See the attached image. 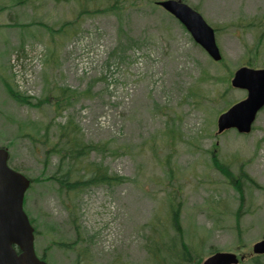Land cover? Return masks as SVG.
<instances>
[{
  "label": "rangeland",
  "instance_id": "1",
  "mask_svg": "<svg viewBox=\"0 0 264 264\" xmlns=\"http://www.w3.org/2000/svg\"><path fill=\"white\" fill-rule=\"evenodd\" d=\"M133 2L0 0V147L8 148L12 168L34 179L54 175L59 163L45 156L36 125L72 116L84 143L106 146L86 166L101 164L127 182L88 188L76 201L90 245L85 264H172L153 248L168 227L171 202L180 206L194 263L231 252L239 264H252L253 245L264 239V109L248 134H219L217 121L247 97L231 87L235 71L247 63L264 69V0H185L216 31L219 62L162 8ZM20 47L30 50L22 59L30 67L22 65L16 79L12 55ZM7 81L34 101L50 100L41 108L20 105ZM64 89L75 91L76 100L58 115ZM57 141L53 125L49 142ZM214 155L235 177L243 171L254 181L240 179L241 208L236 187L213 166ZM58 188L33 183L27 211L40 234L38 253L50 264H76L83 243L75 251L59 245L75 241L76 228L64 209L72 203Z\"/></svg>",
  "mask_w": 264,
  "mask_h": 264
},
{
  "label": "trees",
  "instance_id": "2",
  "mask_svg": "<svg viewBox=\"0 0 264 264\" xmlns=\"http://www.w3.org/2000/svg\"><path fill=\"white\" fill-rule=\"evenodd\" d=\"M18 5H24L27 2L31 0H16ZM55 1H61V0H55ZM68 1V0H65ZM81 1V0H78ZM133 6H137L138 3L145 2L147 4L152 5L155 8H162L157 4V2L162 0H133ZM185 3V0H182ZM113 10H116V6H112ZM163 9V8H162ZM164 12H166L163 9ZM109 9H105L104 13H109ZM98 10H95L91 12V14H98ZM168 15L169 13L166 12ZM172 17V15H170ZM175 19V18H174ZM181 24V23H180ZM182 25V24H181ZM183 26V25H182ZM184 28V27H183ZM186 30V29H185ZM187 31V30H186ZM216 32V31H215ZM260 38H264V32L261 34ZM23 47V46H22ZM22 47L17 48L13 53V59H12V65L13 68V75L16 79H20V75L22 74V65L28 68V62L30 60L24 61L23 58L28 56L30 57V50L28 51L27 48L22 49ZM122 50V51H121ZM120 51L123 53L121 60H124L126 58L125 52L126 49L123 48L122 43H120V46L118 47L117 52ZM223 60V59H222ZM221 60V61H222ZM250 67L253 66L252 63H247ZM31 73V72H30ZM33 74V73H32ZM22 76V75H21ZM34 78V75L33 77ZM30 78V79H32ZM8 82V81H7ZM6 90L9 94V96L16 101L20 105H25L30 108H41L43 104L47 103L50 99L47 97H43L39 100L34 101V98L29 97L30 95H27L26 92H24L23 95L20 92H18L12 82H8L5 84ZM21 82H18V89L21 90L22 88ZM23 90V89H22ZM29 94L34 95L33 91L29 90ZM86 93H83L82 96L86 95ZM60 101L57 104V108L59 114L62 115L63 111L70 107L76 100L75 91H70L69 89H64L61 98H59ZM65 108V109H64ZM58 116L53 118L51 122L47 125L39 124L36 125L37 127V133L39 134V138L37 139L38 142L41 143L42 146L45 148V156L47 159L57 156L59 157V163H58V171L50 177H44L43 175L30 179L33 183H41V182H53L59 186L58 192L63 194L65 193L68 196V202L70 201L72 204H67L68 206L65 209V212L70 220L73 221V225H75V246H81L82 243H87V246H90L86 240L85 237H83L84 233H82V228L80 225H78L77 219L79 218L78 210L79 207L76 205V201L79 199V197L84 193V191L88 188H92L94 186H100L105 185L108 187H111L114 184H124L127 182L126 177L118 176V175H110L108 170L104 168L101 164H95L90 163L88 166H86L87 157L92 154L94 151H100L102 153H105L108 149L106 146H100L95 145L92 143H84L83 138L81 137V128L80 126L75 122L74 118L72 116H69L65 123H58L56 122ZM55 125V128L57 129V142H49V130H51V127ZM40 132L42 134L40 135ZM227 132V131H225ZM224 132V133H225ZM172 133H175V131H172ZM21 136V135H20ZM36 139V138H35ZM8 150V148H6ZM9 152V150H8ZM10 154V152H9ZM213 166L218 169L225 177L231 181L232 185L236 187V192L240 196V208L243 205L244 200V192H243V184L241 183L240 179H246L251 184H254V181L246 175L243 171L240 172L238 177H235L233 173H230L228 165H223L221 161H218L216 156L214 155L212 158ZM10 164V160H9ZM65 166V168H64ZM17 171L18 168H15ZM80 172L82 174L80 175ZM237 183V184H236ZM32 188V185L31 187ZM30 190V189H29ZM27 199H25V209L27 211ZM30 213V212H29ZM31 223L35 225L36 220L32 218L31 214H29ZM168 227L172 231L175 232L174 237H169L168 227L166 225V228L163 229L159 237L154 240L155 243H153V248L155 250V254L157 252H163V254L167 253V258L171 260L172 264H188V263H194L195 261V253L190 249L189 245L185 242L184 239V230L181 224V210L180 206H176L171 202L170 205V212H169V219H168ZM72 224V223H71ZM164 227V226H163ZM40 234L37 233V244ZM167 237V240H166ZM82 242V243H81ZM90 243V241H89ZM156 244V245H155ZM161 244V245H160ZM153 250V249H152ZM89 250L86 249V252ZM163 256V255H162ZM254 259L252 260V264H264L262 261L264 255H253ZM82 258V257H81ZM90 261V252H89V259ZM168 260V262H169ZM175 261V262H174ZM76 264H82V259H78V262H75ZM194 264H201V259L197 260V263Z\"/></svg>",
  "mask_w": 264,
  "mask_h": 264
},
{
  "label": "water",
  "instance_id": "3",
  "mask_svg": "<svg viewBox=\"0 0 264 264\" xmlns=\"http://www.w3.org/2000/svg\"><path fill=\"white\" fill-rule=\"evenodd\" d=\"M173 15L191 34L193 40L216 62L222 54L215 30L204 17L182 0L157 2ZM231 85L245 90L247 97L224 112L217 121L218 133L235 129L239 133L252 131L258 113L264 108V69L239 68ZM9 152L0 147V264H47L35 251L34 228L24 209L25 195L31 180L9 165ZM253 255H264V239L256 242ZM236 253L217 252L202 264H239Z\"/></svg>",
  "mask_w": 264,
  "mask_h": 264
},
{
  "label": "flooded vegetation",
  "instance_id": "4",
  "mask_svg": "<svg viewBox=\"0 0 264 264\" xmlns=\"http://www.w3.org/2000/svg\"><path fill=\"white\" fill-rule=\"evenodd\" d=\"M36 230V228H35ZM37 230L35 231V239L37 240ZM75 241L73 242H68V243H64V242H61L59 243L60 246H62L63 249H70V250H73L75 251L76 249V246H75ZM86 244V245H85ZM79 246V245H78ZM86 249H87V243H83V249L82 251H79L77 252L76 254L78 255V259H82L83 263L82 264H85V262H87V260L89 259V251L86 252ZM36 252H37V255L40 259L46 261V256L45 254L43 255H40L37 251V245H36ZM82 257V258H81ZM47 262V261H46ZM78 262V261H77ZM48 264H50L49 262H47Z\"/></svg>",
  "mask_w": 264,
  "mask_h": 264
}]
</instances>
